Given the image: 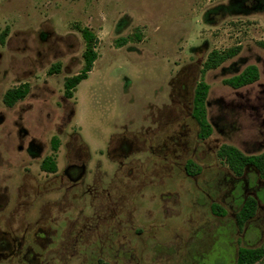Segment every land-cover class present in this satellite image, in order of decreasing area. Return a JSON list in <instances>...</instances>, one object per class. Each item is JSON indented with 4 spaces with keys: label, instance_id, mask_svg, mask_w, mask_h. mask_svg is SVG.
I'll return each mask as SVG.
<instances>
[{
    "label": "rangeland",
    "instance_id": "obj_1",
    "mask_svg": "<svg viewBox=\"0 0 264 264\" xmlns=\"http://www.w3.org/2000/svg\"><path fill=\"white\" fill-rule=\"evenodd\" d=\"M82 28L97 58L66 98L65 79L83 67ZM5 30L0 264H234L239 247H264V179L252 168L236 176L217 156L222 144L264 150V0H0ZM234 47L202 71L212 51ZM248 65L258 80L224 82ZM201 80L206 139L192 116ZM22 83L25 98L5 105ZM49 155L55 173L40 168ZM247 197L257 207L240 225Z\"/></svg>",
    "mask_w": 264,
    "mask_h": 264
},
{
    "label": "trees",
    "instance_id": "obj_2",
    "mask_svg": "<svg viewBox=\"0 0 264 264\" xmlns=\"http://www.w3.org/2000/svg\"><path fill=\"white\" fill-rule=\"evenodd\" d=\"M5 30L1 37L6 35ZM81 36L85 43V48L82 53L83 67L81 71L73 76L67 77L64 81V96L71 98L73 90L76 86L88 76L91 71L94 61L97 58V53L94 49L96 42L95 35L88 29H81ZM264 46V42L262 43ZM240 50V47H234L225 51H212L203 64L202 71L214 69L220 66L225 60L235 56ZM59 64H55L49 69V73L58 72ZM259 72L255 65L246 66L239 74L234 75L224 82L233 87L240 88L251 84L258 80ZM209 86L204 81H199L194 89L192 98V116L196 121L199 131L198 138L206 139L212 132V127L206 117L205 101L208 93ZM29 92V84L22 83L16 87L7 90L3 96V102L5 105L11 107L17 101L22 100ZM53 150L58 148V140L53 139ZM217 156L228 166L231 172L240 176L250 168L254 169L261 179H264V150L256 155H245L238 148L229 145L222 144L217 150ZM42 171L47 173H55L57 171L56 159L53 155H49L43 158L40 164ZM196 165L187 161L186 172L195 174L197 172ZM257 201L254 197H247L237 214V221L241 225L247 220L251 219L256 211ZM264 257V247H239L236 252V259L234 264H255Z\"/></svg>",
    "mask_w": 264,
    "mask_h": 264
},
{
    "label": "flooded vegetation",
    "instance_id": "obj_3",
    "mask_svg": "<svg viewBox=\"0 0 264 264\" xmlns=\"http://www.w3.org/2000/svg\"><path fill=\"white\" fill-rule=\"evenodd\" d=\"M130 147L129 146H127V145H123V147L121 146L120 147V149H121V151H123V152H126L128 149H129ZM69 169L71 170V169H73V170H75V169H77V167L76 166H70V167H68V169H66V173H68L69 174ZM71 173V172H70Z\"/></svg>",
    "mask_w": 264,
    "mask_h": 264
}]
</instances>
